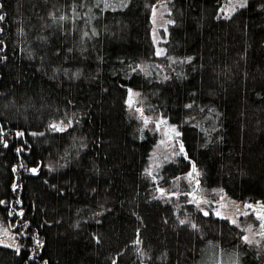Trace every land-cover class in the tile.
I'll list each match as a JSON object with an SVG mask.
<instances>
[{"label":"trees","instance_id":"16d2710c","mask_svg":"<svg viewBox=\"0 0 264 264\" xmlns=\"http://www.w3.org/2000/svg\"><path fill=\"white\" fill-rule=\"evenodd\" d=\"M228 1L0 0V218L16 238L0 264H264L240 226L183 224L158 197V136L128 107L138 91L181 132L162 185L194 163L208 196L264 204V0L224 16Z\"/></svg>","mask_w":264,"mask_h":264},{"label":"rangeland","instance_id":"374dc122","mask_svg":"<svg viewBox=\"0 0 264 264\" xmlns=\"http://www.w3.org/2000/svg\"><path fill=\"white\" fill-rule=\"evenodd\" d=\"M249 0H229L223 7L224 16H231L238 8L244 7ZM152 30L151 36L155 45L157 55L166 53L165 43L169 36V27L172 24L170 18V6L162 1L155 5L151 14ZM140 93L135 90L129 92L128 107L133 114L141 120L145 129H152L158 136L148 161L146 173L158 184V197L171 204L176 213L180 214L179 220L183 224L193 225L192 213L199 212L204 215H213L218 218L229 220L231 223L240 226L244 232L243 239L246 243L254 245L264 253V215L262 210L254 209L249 203H242L232 199L226 194H218L216 197L208 196L201 185L200 179L192 176L191 170L185 174L175 177L170 185H162L161 175L164 166L175 161L181 154L177 142L171 140L168 131L176 132L181 137V132L176 125L171 124L166 118H155L145 113L139 105ZM166 123V125H164ZM57 130L64 129L61 124L54 125ZM200 183L199 194L196 183ZM0 236H5L1 244H14L16 238L13 227L0 218ZM229 262L228 258L225 259Z\"/></svg>","mask_w":264,"mask_h":264},{"label":"water","instance_id":"95a60500","mask_svg":"<svg viewBox=\"0 0 264 264\" xmlns=\"http://www.w3.org/2000/svg\"><path fill=\"white\" fill-rule=\"evenodd\" d=\"M164 125H166V123H164ZM168 132L171 136V140L177 142L181 152L185 154V150L183 148V142L181 140L180 135L173 131H168ZM191 173H192V176L195 177L196 180H198L197 169L194 163H192ZM199 188H200V183L197 181L196 183L197 193L196 194H199ZM251 206L256 210H262V214L264 215V204H252ZM4 240H5V236H0V242H4Z\"/></svg>","mask_w":264,"mask_h":264},{"label":"snow or ice","instance_id":"6c2138e0","mask_svg":"<svg viewBox=\"0 0 264 264\" xmlns=\"http://www.w3.org/2000/svg\"><path fill=\"white\" fill-rule=\"evenodd\" d=\"M0 19H2V17H0Z\"/></svg>","mask_w":264,"mask_h":264}]
</instances>
